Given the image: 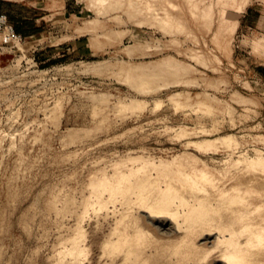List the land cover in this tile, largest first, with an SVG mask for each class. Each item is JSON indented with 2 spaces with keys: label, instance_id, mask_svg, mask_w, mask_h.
<instances>
[{
  "label": "rangeland",
  "instance_id": "374dc122",
  "mask_svg": "<svg viewBox=\"0 0 264 264\" xmlns=\"http://www.w3.org/2000/svg\"><path fill=\"white\" fill-rule=\"evenodd\" d=\"M16 1L0 264H264V0Z\"/></svg>",
  "mask_w": 264,
  "mask_h": 264
},
{
  "label": "bare ground",
  "instance_id": "6f19581e",
  "mask_svg": "<svg viewBox=\"0 0 264 264\" xmlns=\"http://www.w3.org/2000/svg\"><path fill=\"white\" fill-rule=\"evenodd\" d=\"M94 2L98 3V5H99V3L102 2V0H94ZM170 20H171V19H170ZM172 20H173V19H172ZM173 21H174V20H173ZM159 63H160V62H159ZM140 65H141V64H140ZM127 67H128V66H127ZM139 67H140V66H139ZM150 68H151V67H150ZM132 69H133V68H132ZM154 71H155V73H156V70H154ZM161 71H162V70H161ZM121 72H122V71H121ZM163 73H164V72H163ZM126 74H127V73H126ZM151 74H152V73H151ZM177 74H178V73H177ZM130 75H132V76H136V75H137V76H138V75H139V71H131V72H130ZM173 75H174V74H173ZM177 76H178V75H177ZM141 77H142V75H141ZM152 77H153V75H152ZM148 81H150V80L148 79ZM173 166L175 167V164H174ZM251 167H253V166H251ZM179 170H181V169H179ZM181 172H182V171H181ZM180 174H182V173H180ZM187 174H188V175H187ZM187 174H186L187 176H190V177L193 176V175H192V174H193L192 171H189V172L187 171ZM183 175H184V174H183ZM171 177H172V176H171ZM171 177H170V178H171ZM179 177H180V176H179ZM190 177H188V178H190ZM178 179H179V178H178ZM192 180H193V179H192ZM189 181H191V180H189ZM209 181H210V179H209V176H208V175H206V174H200V175H198V176L192 181V182H193L192 184H193V186L195 185V187H196L198 184L208 183ZM125 183H126V182H125ZM177 183H178V182H177ZM177 183H176V184H177ZM179 183H180V182H179ZM189 183H191V182H189ZM180 186H181V184H180ZM193 186H192V187H193ZM203 186H204V185H203ZM169 187H171V186H169ZM172 187H173V186H172ZM184 187H185V186H184ZM195 187H194V188H195ZM200 187H201V186H200ZM187 188H188V187H187ZM203 188H204V187H203ZM196 189H197V188H196ZM175 190H177V189H175ZM175 190H172V191L170 190L171 192H170V193H167V194L165 193L166 195H165V194L162 195V194L160 193L162 196L158 197V196H159V194H158L156 197L159 198V201H160V198H161V199L163 198V200H164V198L166 199V197H168V198L170 197V199H171L172 197L175 196V198H176V197H177L176 194H177L178 192L175 191ZM182 190H183V189H182ZM190 190H191V189H190ZM198 190H199V189H198ZM203 190H205V189H203ZM179 191H180V190H179ZM118 192H119V191H118ZM160 192H162V191H160ZM163 193H164V192H163ZM156 194H157V193H156ZM203 194H204V193H203ZM205 194H206V193H205ZM152 196H153V195H152ZM227 197H228V195H227ZM177 198H178V197H177ZM170 199H169V200H170ZM167 200H168V199H167ZM167 200H164V201L167 203ZM216 200H217V199H216ZM164 201H163V204H160V203H162V200L160 201V203H158V200H157V204H158V206L153 207V210H154V208H155V210H157V212L159 211L160 214H161V211L164 212V213L166 212V213L164 214L165 216L163 215L162 217H166V216H167L166 214L171 212L170 210L168 211V205H169V204L164 203ZM183 201H185V200H183ZM187 201H188V200H187ZM191 201H192V200H191ZM232 201H233V200H232ZM168 203H169V201H168ZM183 203H184V202H183ZM187 203H188V202H187ZM187 203H185V204H186V207H187V205H188ZM207 203H208V202H207ZM222 203H223V202H222ZM157 204H155V205H157ZM199 204L201 205L200 202H199ZM199 204H198L197 206H196V205H195V206L198 207ZM151 205H152V204H151ZM223 205H224V204H223ZM169 206H170V205H169ZM188 206H189V205H188ZM193 207H194V206H193ZM196 207H194V208H196ZM151 208H152V207H150V209H151ZM190 208H191V207H190ZM201 208H202V206H201ZM201 208L199 207V208L194 209V210H193V208H192L191 210H193V212L191 211V212H192L191 214H192V215H195V214L199 213ZM217 208H218V207H217ZM169 209H170V208H169ZM201 210H202V209H201ZM151 211H152V210H151ZM151 211H150V212H151ZM172 211H173V210H172ZM202 211H203V210H202ZM204 211H205V210H204ZM159 212H158V214H159ZM151 213H152V212H151ZM154 213H156V211H154ZM154 213H153V214H154ZM189 213H190V212H189ZM189 213H188V214H189ZM162 214H163V213H162ZM162 214H161V215H162ZM172 214H173V213H172ZM172 214H171V215H172ZM208 214H209V213H208ZM168 215H169V216H168V219L172 217V216L170 217V214H168ZM200 215H201V214H200ZM173 216H175V215H173ZM206 216H207V215H206ZM187 221H188V220H187ZM192 225H193V224H192ZM202 225H203V224H202ZM188 230H189V229H188ZM259 238H260V237H259ZM255 239H257V238H255ZM139 242H140V241H139ZM139 242H138V243H139ZM116 243H117V242H116ZM138 243H137V244H138ZM250 246H251V245H250ZM128 247H130V246H128ZM115 251H116V250H115ZM126 252H127V251H126ZM130 252L132 253L133 251H130ZM113 253H114V252H113ZM251 253H252V252H251ZM256 253H257V252H256ZM258 254H259V253H258ZM113 255H114V254H113ZM128 255L130 256L131 254L129 253ZM248 255H249V254H248ZM254 255H255V252H254ZM254 255H252L251 259H253ZM238 256H239V255H238ZM246 256H247V255H246ZM126 257H127V254H126ZM130 257H131V256H130ZM241 257H242V256H241ZM243 257H244V255H243ZM243 257H242V258H243ZM127 258H129V257H127ZM239 258H240V257H239ZM244 258H246V257H244ZM244 258H243V259H244ZM239 260H241V258H240ZM241 261H244V260H241ZM241 261H239V262L237 261V262H238L239 264H241V263H242ZM249 261H250V259L248 260V259L246 258L245 262H246V263H249ZM251 261H252V260H251ZM240 262H241V263H240ZM253 262H255V261H252V263H253ZM243 263H244V262H243ZM243 263H242V264H243ZM130 264H131V263H130ZM250 264H251V263H250Z\"/></svg>",
  "mask_w": 264,
  "mask_h": 264
},
{
  "label": "crops",
  "instance_id": "0c3cea01",
  "mask_svg": "<svg viewBox=\"0 0 264 264\" xmlns=\"http://www.w3.org/2000/svg\"><path fill=\"white\" fill-rule=\"evenodd\" d=\"M8 6L9 8H13L14 12H12L10 9H9V13H8V18L9 20L15 25V28L16 30L24 37V38H28V37H32L33 33H29V32H24L25 29H26V26L28 25H32V23H29V18L26 17L25 15H22V13L20 12H15L16 9L18 7H21V6H26V3H20V2H17L16 0H8ZM24 1V0H23ZM68 1V0H66ZM68 6L67 4H64V8ZM69 8L71 7L70 5L68 6ZM43 9V8H42ZM66 13L68 15H71L72 18H74L73 16H76V14H78V11H66ZM42 14H38L39 16V19L38 20H44V16H40ZM36 20V21H38ZM34 32V31H33Z\"/></svg>",
  "mask_w": 264,
  "mask_h": 264
},
{
  "label": "built area",
  "instance_id": "2783aa9c",
  "mask_svg": "<svg viewBox=\"0 0 264 264\" xmlns=\"http://www.w3.org/2000/svg\"><path fill=\"white\" fill-rule=\"evenodd\" d=\"M0 29L7 30L10 37L16 38L13 26L8 22L7 17L4 14H0ZM18 38H20V36H18Z\"/></svg>",
  "mask_w": 264,
  "mask_h": 264
}]
</instances>
